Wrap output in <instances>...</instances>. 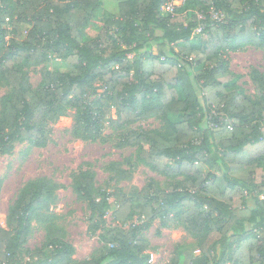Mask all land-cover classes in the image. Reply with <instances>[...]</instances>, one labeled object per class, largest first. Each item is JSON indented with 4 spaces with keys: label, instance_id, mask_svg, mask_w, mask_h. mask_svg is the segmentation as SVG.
<instances>
[{
    "label": "trees",
    "instance_id": "1",
    "mask_svg": "<svg viewBox=\"0 0 264 264\" xmlns=\"http://www.w3.org/2000/svg\"><path fill=\"white\" fill-rule=\"evenodd\" d=\"M164 1L114 0L117 15L85 41L99 0H0V87H7L0 96V154L20 141L45 146L49 125L71 109L72 134L95 141L110 103L117 129L149 117L165 121L164 129L127 130L122 142L152 170L176 179L159 190L149 182L130 197L116 189L111 202L96 187L91 163H82L70 187L97 223L111 210L114 220L136 221L105 229L100 254L75 261L50 212L62 185L30 178L10 204L8 228L0 227V264H148L141 233L158 217L168 227L171 215L201 253L186 252L184 264H264V74L251 71L255 98H248L220 59L222 51L245 45L264 51V0H185L163 14ZM211 8L224 14L222 22L210 17ZM50 56L66 70L42 66L33 88L27 68ZM95 82L105 102L87 103ZM33 220L47 240L29 252L23 243Z\"/></svg>",
    "mask_w": 264,
    "mask_h": 264
},
{
    "label": "rangeland",
    "instance_id": "2",
    "mask_svg": "<svg viewBox=\"0 0 264 264\" xmlns=\"http://www.w3.org/2000/svg\"><path fill=\"white\" fill-rule=\"evenodd\" d=\"M114 11V0H99L95 17L85 29L84 40L96 38L106 19L116 14ZM160 11L166 14L162 7ZM132 56L133 54H128L129 58ZM220 59L226 60L227 72L233 76L234 84L245 96L254 99L255 87L251 71L256 69L264 74V51L245 45L237 50L222 51ZM42 66L50 70H66L63 60L56 56H50L42 65L27 68L29 83L33 88L40 80ZM6 91L7 87H0V96ZM102 92V83L95 82L87 95V103L97 99L102 102ZM104 105L109 112L104 117L100 137L95 141H84L72 134L74 109H71L69 116L60 117L56 123L49 125L45 146L39 147L20 141L14 143L10 151L0 154V227L8 228L9 207L22 184L33 177H49L62 185L56 192L57 202L50 207V212L57 216L56 223L66 232L65 241L74 248L71 258L75 261L88 259L100 254L102 242L99 237L104 234L105 229L115 226L127 229L136 220L133 218L125 223L114 220L111 210L104 216L103 224L97 223L99 217L92 213L85 202L76 197L70 187L73 173L82 163H91L96 187L109 193L111 202L116 201L113 194L116 189L130 197L149 182H153L157 190L165 188L168 183L176 182V179L159 174L145 165L137 158V148L122 142V136L127 130L138 133L164 129L165 121L158 117H149L131 121L117 129L109 120L116 118L114 107L110 103ZM162 222V218H156L141 233L148 243L145 251L149 254L148 264H184L186 252H192L194 256L201 255L195 239L177 217L171 215L168 227L163 226ZM97 224L99 229L92 232ZM31 226L32 230L23 243L29 252L43 248L47 240L43 224L33 220Z\"/></svg>",
    "mask_w": 264,
    "mask_h": 264
},
{
    "label": "built area",
    "instance_id": "3",
    "mask_svg": "<svg viewBox=\"0 0 264 264\" xmlns=\"http://www.w3.org/2000/svg\"><path fill=\"white\" fill-rule=\"evenodd\" d=\"M185 0H165L164 3L162 4V8L166 13H174V10L176 7L180 6L183 4ZM210 17L215 20L216 22H222L224 19V14L220 11H216L215 9L211 8L209 10ZM198 18H203L202 13L197 14ZM203 29V25H199L194 32H201Z\"/></svg>",
    "mask_w": 264,
    "mask_h": 264
}]
</instances>
